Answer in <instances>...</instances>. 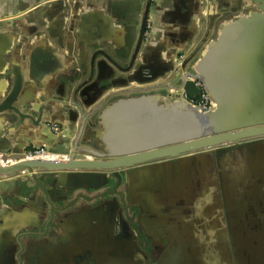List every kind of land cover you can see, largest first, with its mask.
Instances as JSON below:
<instances>
[{
	"label": "crops",
	"instance_id": "obj_1",
	"mask_svg": "<svg viewBox=\"0 0 264 264\" xmlns=\"http://www.w3.org/2000/svg\"><path fill=\"white\" fill-rule=\"evenodd\" d=\"M147 4L0 0V106L9 101L19 110L0 113V120L7 122L5 127L0 124L2 142L27 152L48 147L54 135L51 149L67 150L74 160L90 159V150L104 153L100 141L89 136L102 129L106 108L141 96L171 98L169 85L175 84L179 71L184 76H212L219 83L226 80L235 88L254 82L246 69L254 59H263L262 38L249 37L248 45H230L227 51L216 45L224 27L257 12L260 0H156L148 10ZM148 17L152 29L139 44ZM212 52L222 53L214 64L205 60ZM54 126L60 128L58 135ZM42 182L48 196L32 180L0 193V264H135L136 236L148 260L154 250H185L192 258L197 250L207 257L213 249L211 242L200 247L195 243L200 233L193 227L196 212L162 213L163 222L150 205L154 212L144 214V229L137 225L136 232L134 219L141 212L137 207L135 215H122L132 230L120 240V197L110 193L114 182L106 196L82 189L69 198L55 190V180ZM182 201L194 204L197 195ZM205 222L208 225L209 219ZM201 231L209 240L207 227ZM196 256L184 263L179 257L172 264L211 262Z\"/></svg>",
	"mask_w": 264,
	"mask_h": 264
},
{
	"label": "water",
	"instance_id": "obj_2",
	"mask_svg": "<svg viewBox=\"0 0 264 264\" xmlns=\"http://www.w3.org/2000/svg\"><path fill=\"white\" fill-rule=\"evenodd\" d=\"M147 2L148 10L156 0ZM260 2L258 11L250 17L235 19L224 27L216 45L227 51L230 45H248L249 37L262 38L259 51L263 59H254L246 69L253 74V83L235 88L226 80L219 83L212 76H184L179 71L175 84L169 85L173 89L171 98L162 97L160 103L156 96H141L119 100L106 108L102 129L89 136L91 141H100L104 153L88 150L92 159L74 160L67 150L51 149L56 145L53 135L48 147L34 149L44 148L68 159L28 160L24 148L16 151L8 142H2L0 128L4 162L0 163V193L19 181L32 180L48 196L42 181L50 178L56 181L57 192L64 191L65 198L82 189L106 196L105 190L114 182L110 193L120 197L116 204L120 240L127 238L125 232L131 229L122 215H135L137 207L141 212L134 219L136 232L137 225L144 229L142 217L149 211L156 210L165 217L193 211L197 216L193 227L200 228L196 245L200 247L207 241L213 244L209 256H201L197 250L193 259L197 254L208 258L210 264H264V185L258 184L264 182V0ZM150 25L148 17L139 44ZM220 54L212 52L205 60L214 64ZM178 81L181 86H176ZM196 82H201L211 97L216 106L213 111L202 112L185 99L194 100L202 94ZM8 102L0 106V113L19 112ZM20 117L24 120L26 116ZM6 123L0 120L4 127ZM123 184L126 187L122 190ZM193 193L197 195L196 203L182 201ZM150 205L154 210L148 209ZM165 217H161L163 222ZM202 226L207 227L209 240ZM138 237L134 240L135 264H172L179 257V263H184L192 259L184 255L185 250H154L148 260L137 243Z\"/></svg>",
	"mask_w": 264,
	"mask_h": 264
},
{
	"label": "built area",
	"instance_id": "obj_3",
	"mask_svg": "<svg viewBox=\"0 0 264 264\" xmlns=\"http://www.w3.org/2000/svg\"><path fill=\"white\" fill-rule=\"evenodd\" d=\"M152 28V25H150L149 29ZM196 86L202 90V94L197 97L194 100H190L187 96H185V99L195 108L201 110L202 112H209L213 111L215 109V104L211 100V97L209 96L208 93H206L203 89V84L201 82H196ZM53 132L55 134L60 133V128L58 126L53 127ZM26 159L28 160H67L68 156H58V155H53L49 153L46 149L42 148L39 150L32 149L28 150L25 153ZM8 163H12L11 159H8ZM0 163L3 162V156L0 155Z\"/></svg>",
	"mask_w": 264,
	"mask_h": 264
},
{
	"label": "rangeland",
	"instance_id": "obj_4",
	"mask_svg": "<svg viewBox=\"0 0 264 264\" xmlns=\"http://www.w3.org/2000/svg\"><path fill=\"white\" fill-rule=\"evenodd\" d=\"M91 158V157H90ZM92 159V158H91Z\"/></svg>",
	"mask_w": 264,
	"mask_h": 264
}]
</instances>
